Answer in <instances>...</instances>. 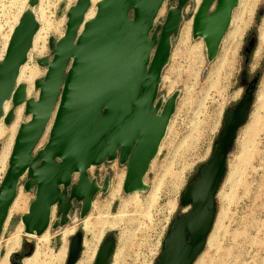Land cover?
<instances>
[{
    "label": "water",
    "instance_id": "water-1",
    "mask_svg": "<svg viewBox=\"0 0 264 264\" xmlns=\"http://www.w3.org/2000/svg\"><path fill=\"white\" fill-rule=\"evenodd\" d=\"M166 1L102 0L96 17L79 37L90 0H78L67 13L64 37L57 44L56 39L49 40L52 60L38 62L47 73L43 81L35 82L39 98L26 104L25 114L31 120L19 129L10 168L0 187V239L25 177L24 189L34 192V200L21 220L25 231L36 236L47 231L53 208L61 217L54 227L68 223L75 202L81 204L84 220L95 196L109 191V176L100 186L90 178L91 168L119 162L126 170L124 194L147 191L143 180L176 112L178 96L159 98V90L170 61L172 39L180 31V17L189 0H178L163 25H156ZM37 3L30 0V8ZM238 3L202 0L192 34L205 41L210 61L217 57ZM38 31V22L27 11L0 63V120L7 101L11 100L14 107L25 102V89L16 88V82ZM255 45L256 39H252L246 54ZM256 83L254 80L252 88L226 112L210 158L180 196V206L188 212L172 221L155 264H196L206 249L216 222L217 196L227 175L228 157L239 130L250 117ZM57 104L48 143L36 154ZM4 122L10 125L13 115ZM75 174L79 175L78 182L73 183ZM82 248L83 236L78 233L71 240L66 264H77ZM115 250L116 240L106 239L94 264H110ZM33 252L32 246L27 257Z\"/></svg>",
    "mask_w": 264,
    "mask_h": 264
},
{
    "label": "rangeland",
    "instance_id": "rangeland-1",
    "mask_svg": "<svg viewBox=\"0 0 264 264\" xmlns=\"http://www.w3.org/2000/svg\"><path fill=\"white\" fill-rule=\"evenodd\" d=\"M75 2L38 0L36 14L44 29L27 62L28 69L37 70L34 80L45 74L44 68L37 66L36 58L45 56L52 60L49 40H57L64 34L67 13ZM198 2L189 0L183 9L184 21L172 39L170 61L162 74L159 98L167 99L174 94L178 98L162 149L146 176L147 191L132 197L124 194L121 179L125 178L126 170L119 162L93 168L89 174L100 177L97 180L100 186L109 176V191L95 196L94 207L84 220L80 216L82 206L75 202L68 223L54 227L61 219L54 211L48 240L40 246L38 239L24 236L20 229L21 218L34 200V192L24 189L25 177L18 186L16 207L2 236L0 264L4 261L24 264L36 248L41 249L40 264H66L71 240L78 233L84 240L78 262L94 264V252L109 238L116 240L110 264H144V255L150 262L161 239L166 237L168 223L170 226L174 219L186 214L180 206V195L199 167L210 158L226 112L244 96L239 79L242 73L248 81L257 80L254 104L228 157L227 175L217 196L216 222L196 264H264V45L260 46L259 41L264 24V0L240 1L234 11L233 29L227 32L213 61L208 59L203 41L195 40L192 28L188 27ZM29 3L30 0H1V45ZM177 4L178 0H167L156 25L164 23L167 13ZM235 25L243 31L240 37L232 39ZM252 39H256V45L246 54ZM31 95H34L33 88ZM27 120L24 111L20 123ZM5 125L2 123L6 134L0 140V183L9 161V156L3 157V151L13 127V124ZM17 131L18 127L16 134ZM46 141L47 136L40 149ZM86 222L88 229H85ZM17 233L21 244L7 259L12 238ZM32 246L34 252L27 257Z\"/></svg>",
    "mask_w": 264,
    "mask_h": 264
},
{
    "label": "bare ground",
    "instance_id": "bare-ground-1",
    "mask_svg": "<svg viewBox=\"0 0 264 264\" xmlns=\"http://www.w3.org/2000/svg\"><path fill=\"white\" fill-rule=\"evenodd\" d=\"M77 1H78V0H76L75 4L69 9V11H70L73 7H75ZM240 1H241V0H239L238 5L241 4ZM101 2H102V0H90V6H89V8H88V10H87V12H86V14H85V16H84V20H83L82 26H81V28H80V30H79V32H78V37H79L80 34L83 32L84 27L96 17V15H97V11H98V6H99V4H100ZM0 3H1V0H0ZM201 3H202V0H199V2H198V6H197V8H196V10H195V12H194L193 18H192V22L190 23V25H188L189 29L192 28V33H193L194 18H195V15H196V13H197V11H198V9H199ZM164 6H165V4H164ZM164 6H163L162 9L160 10V12H159V14H158V17H157L156 21H157L158 18L160 17V13H161L162 10L164 9ZM237 7H238V6H237ZM237 7H236V8H237ZM174 9H175V8H173V9H171V10H174ZM93 10H94V12H93ZM27 11H31V12H32V14L34 15L36 21H37L38 24H39V31H38V33L36 34L35 38H34V41H33V43H32V44H33V45H32V49H31V51H30V53H29V55H28V60H29V57H30V55H31V53H32V50H34V47L36 46L37 40L39 39V35L41 34L42 29H44V28L41 26V20L38 18L37 14H36V7H34V8H30V4H29L28 7L26 8V10L22 13V15H21V17L19 18L17 24H16L13 28H11V30H10V34H9L8 36H6L7 38L5 39V37H4L5 40L3 39L4 42H3L2 45H1V42H0V63L3 61V59H4V57H5V54H6V52H7V49H8L9 43H10V39H11V37H12V34H13V32H14L16 26L19 24V22H20L22 16H23ZM69 11H68V12H69ZM40 16H41V15H40ZM238 16H239V15H238ZM42 18H43V15H42ZM44 20H45V19H44ZM44 20H42V21H44ZM240 20H241V19H240ZM183 21H184V14L180 17V23H179V24H180V27H179V30H180V28H181V25H182ZM44 22H45V21H44ZM67 22H68V17H67L66 25H67ZM234 22H236V21H235V19H234V13H233L232 18H231V22H230L229 29L232 27V25H233ZM42 25H43V24H42ZM44 25H45V24H44ZM66 25H65V31H66ZM162 25H163V24H162ZM236 25H237V24H236ZM236 25H235V26H236ZM47 26H48V24H47ZM161 27H162V26H161ZM161 27H160V29H161ZM49 29H50V28H49ZM189 29H188V30H189ZM229 29H228V31H229ZM232 29H233V27H232ZM46 31H47V30H46ZM65 31H64V34H63L59 39L56 40V44H57V43H58V42L64 37V35H65ZM228 31H227V32H228ZM242 31H243V30H242L241 26H236L234 32H233V30H232L233 33L231 32V33H232V35H231L232 39H235L236 37H240L241 34H242ZM229 32H230V31H229ZM157 33L159 34V31H158ZM157 33H156V35H157ZM231 33H230V34H231ZM230 34H229V35H230ZM45 35L47 36V34H45ZM226 35H227V33H226L225 36L223 37V39H222V41H221L220 44H222V43L224 42V40L226 39ZM186 37H188V33H186ZM192 37H193V34H192ZM231 37H228L229 40H230ZM193 38H194V37H193ZM194 39H195V40H201V41H203V43H204V48H205V50H207L206 43H205V41H204L201 37L198 36V37H196V38H194ZM232 39H231V40H232ZM232 41H233V40H232ZM259 41H260V46H263V45H264V24H263V28H262V31H261V34H260V37H259ZM225 42H226V41H225ZM37 45H38V44H37ZM36 47H37V46H36ZM52 52H53V51H52ZM44 58H47V57H45V56H38V57L36 58V63H37V66H38V67H39L38 62H39L40 60H43ZM47 59H48V58H47ZM28 60H27V62H28ZM27 62L21 67V69H20V74H19L18 80H17V82H16V88L22 86V87H24V89H25V96H26V98H25V102H24L22 105L18 106V107H14L13 104H12V101H11V100L7 101V102L5 103V105H4V108H3V117H2V119L0 120V140H1V139L5 136V134H6V129H5V127L2 126V123L5 124L4 119H5L9 114H12V115H13V122H12L10 125H5V126H8V127H9V126H11V125L13 124V125H12L13 127H12V129H11V132H12L11 135H12V136H11V138H10V141H9V143L7 144V146L5 147V149H4V151H3V157L6 158V157L9 156V158H8L9 161H8V165H7L6 172H4V173H5L4 176L2 175V176H3V179H2V181H1V183H0V187H1L3 181H4L5 177H6V174H7L8 170H9V168H10V159H11V156H12V152H13V149H14V145H15V141H16V138H17V135H18L19 129H20V127H21L22 125L29 123L30 120H31V116H29V117H28V120H27L26 122H21V123H20V119H21V116H22V112L24 113L27 102H29V101H31V100L34 101V102H37V101H38L39 94H40V90H39V89H36V87H35V82H36V81H43L44 78H45V76H46V73H47V69L44 68L45 74H44L43 76L38 77V78H36V79L34 80L35 76L37 75V70H36V69H33V68H32V69H28V64H29V63L27 64ZM26 72H27V73H26ZM33 80H34V82H33ZM32 85H33V87H32ZM32 88H33L34 95H31V96H30V94H31V89H32ZM166 100H167V99H166ZM166 100H165V101H166ZM57 108H58V104H57V106H56V108H55V110H54V112H53V114H52V117H51L49 123H48V126H47V128H46V132H45V134H44V136H43V138H42V140H41V142H40V144H41L42 141L44 140V138L47 136L46 144L44 145V147H43L42 149H40V144H39L38 147H37V149H36V151H35L36 154H38L39 152H42V151L44 150V148L46 147L47 143H48V138H49V136H50V132H51V129H52L53 124H54V121H55ZM171 121H172V119H171ZM171 121H170V123H171ZM169 125H170V124H169ZM17 127H18V131H17V134H16V128H17ZM168 127H169V126H168ZM167 131H168V129H167ZM166 134H167V133H166ZM15 135H16V136H15ZM165 137H166V136H165ZM164 139H165V138H164ZM163 141H164V140H163ZM162 144H163V142H162ZM162 144H161V146H160V148H159V151H158V154H157L156 158L158 157V155H159V153H160V151H161V149H162ZM10 154H11V155H10ZM4 158H3V160H4ZM156 158L152 161V163H151V165H150V168H151V166L153 165V163H154V161L156 160ZM2 163H3V162H2V159H1V164H2ZM3 165H4V164H3ZM1 166H2V165H1ZM92 169H93V168H91L90 171H91ZM90 171H89V173H90ZM149 171H150V169H149ZM74 177L78 178L79 175H78V174H75ZM125 177H126V172H125ZM90 180H91V179H90ZM123 180H124V182H125V178H122V179H121V182H123ZM124 182H123V186H124ZM158 184H159V183H158ZM160 184H161V183H160ZM98 185H100V184H98ZM110 185H111V182L109 181V189H110ZM143 185L148 187V185H147V183H146V176H145V178H144V180H143ZM157 186H158V185H157ZM98 187H99V186H98ZM157 188H158V187H156V189H157ZM122 189H123V187H122ZM156 191H157V190H156ZM141 193H143V192H141ZM141 193L136 192V193L130 194V195H128V196L132 197V196H136V195L141 194ZM154 195H155V194H154ZM17 198H18V194L16 195V198H15V200H14L12 206L10 207V210H9V213H8V218H7V220H6L5 224H4V228H3L2 236H3V234H4V231L6 230V225H7L8 221L10 220L11 215H12V213H13L15 207H16ZM172 204H174V202H173ZM92 207H94V202H93V204H92ZM28 209H29V208H28ZM54 210H55V208L52 209L51 219H50V225H49L47 231H46L43 235H41V236H36L35 234L27 233V232L25 231V227H24V225H23V223H22V220H21V228H20V229H21V231L24 233V236H26V237H31V238H36V239H38L37 241H39V245H40V244H43V245H44V243H46L47 240H48V233H49V230H51V225H52V220H53ZM27 212H28V211H27ZM27 212H26V213H27ZM26 213H25V214H26ZM111 226L113 227L114 225H111ZM85 229H88V223H87V222L85 223ZM65 235H67V234L65 233ZM2 236H1V239H0V243H1V240H2ZM83 242H84V240H83ZM20 244H21V237H20V235L17 233V234H15V235L13 236V238H12L11 248L9 249V251H8V253H7V259H8L9 255L11 254V252H12L14 249L19 248ZM43 245H42V248H43ZM40 246H41V245H40ZM40 246H39V247H40ZM40 251H41V249H40V250H39V249L37 250V248H36V251H35L34 255H33L32 257L26 259V260L24 261V264H40ZM61 253H62V252H61ZM95 255L97 256V253H96V252H94V257H95ZM60 256L63 257V254L60 255ZM95 258H96V257H95ZM91 259H92V258H91ZM87 261H88V260H87ZM5 262H6V261H4V262L1 263V264H5ZM86 263H87L86 261L77 262V264H86Z\"/></svg>",
    "mask_w": 264,
    "mask_h": 264
},
{
    "label": "built area",
    "instance_id": "built-area-1",
    "mask_svg": "<svg viewBox=\"0 0 264 264\" xmlns=\"http://www.w3.org/2000/svg\"><path fill=\"white\" fill-rule=\"evenodd\" d=\"M89 176H90L91 179H94V180H96V181L98 180V178H100L99 176H95V175H92V176H91L90 174H89ZM72 182H73V183L78 182V178L73 177V181H72ZM97 182H98V181H97ZM98 183H99V182H98ZM99 184H100V183H99ZM180 196H181V195H180ZM184 211H186V213H187L188 209H185ZM167 227H168V228L170 227V226H169V223H168ZM163 241H164V240H163V238H162L161 241H160L159 247H158V249H156V252H155L153 258L150 259V262H148V260H147L148 257H146V256L144 255V264H155V263H156V260H157L159 254L161 253V250H162Z\"/></svg>",
    "mask_w": 264,
    "mask_h": 264
},
{
    "label": "flooded vegetation",
    "instance_id": "flooded-vegetation-1",
    "mask_svg": "<svg viewBox=\"0 0 264 264\" xmlns=\"http://www.w3.org/2000/svg\"><path fill=\"white\" fill-rule=\"evenodd\" d=\"M244 74L242 73L239 77L240 79V83L242 85V87L244 88L245 92H244V95L246 93V91L250 90L252 88V85H253V81H248L247 79H244ZM188 212V211H187ZM163 248V246H162ZM162 252V250H161ZM18 259V258H17ZM16 260V259H15ZM15 262V261H14Z\"/></svg>",
    "mask_w": 264,
    "mask_h": 264
}]
</instances>
